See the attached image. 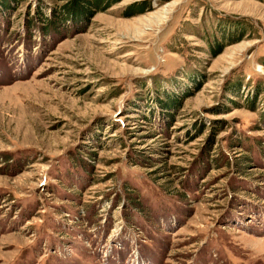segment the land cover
<instances>
[{
  "label": "rangeland",
  "instance_id": "1",
  "mask_svg": "<svg viewBox=\"0 0 264 264\" xmlns=\"http://www.w3.org/2000/svg\"><path fill=\"white\" fill-rule=\"evenodd\" d=\"M111 1L0 0V264H264V0Z\"/></svg>",
  "mask_w": 264,
  "mask_h": 264
},
{
  "label": "trees",
  "instance_id": "2",
  "mask_svg": "<svg viewBox=\"0 0 264 264\" xmlns=\"http://www.w3.org/2000/svg\"><path fill=\"white\" fill-rule=\"evenodd\" d=\"M117 1H118V0H115V1L113 0V1H111L109 4H107L106 2H105V3L107 4L106 6L109 7L112 3L117 2ZM81 5H82V4L79 2V3L77 4V7H81ZM90 6H91V4H90ZM88 8H90V7H88ZM85 10H86L85 8L82 9V10H80V12H78V14L80 15V14H83V13H84L86 16L88 15V18H91V15H92V14H89V13L86 14ZM51 22H53V21L51 20V21L49 22V25L51 24ZM44 31L46 32L47 30L44 28Z\"/></svg>",
  "mask_w": 264,
  "mask_h": 264
},
{
  "label": "bare ground",
  "instance_id": "3",
  "mask_svg": "<svg viewBox=\"0 0 264 264\" xmlns=\"http://www.w3.org/2000/svg\"><path fill=\"white\" fill-rule=\"evenodd\" d=\"M170 8H171V7H170ZM163 12H164V10H163ZM164 19H166V18H164V17H160L158 22L160 23V22L163 21Z\"/></svg>",
  "mask_w": 264,
  "mask_h": 264
}]
</instances>
